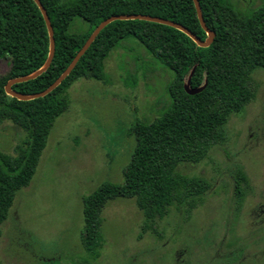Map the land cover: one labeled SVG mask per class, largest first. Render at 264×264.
I'll return each instance as SVG.
<instances>
[{"label":"rangeland","instance_id":"obj_1","mask_svg":"<svg viewBox=\"0 0 264 264\" xmlns=\"http://www.w3.org/2000/svg\"><path fill=\"white\" fill-rule=\"evenodd\" d=\"M241 12L262 0H229ZM75 18L69 32H83ZM8 70L0 59V76ZM105 82L79 79L67 90L28 186L0 224V264H264V69L251 75L254 99L231 114L224 138L197 164L177 167L204 180L190 212L171 206L152 225L133 199L101 212L102 248L92 259L80 243L81 199L102 182L122 183L135 144L128 129L151 121L168 101L172 72L134 38L104 60ZM25 132L0 122V151L13 155ZM240 174L243 178L240 179Z\"/></svg>","mask_w":264,"mask_h":264},{"label":"trees","instance_id":"obj_2","mask_svg":"<svg viewBox=\"0 0 264 264\" xmlns=\"http://www.w3.org/2000/svg\"><path fill=\"white\" fill-rule=\"evenodd\" d=\"M54 36L49 67L34 79L12 85L31 95L45 90L69 65L77 51L104 19L141 14L167 19L188 29L200 40L201 29L192 0H39ZM212 43L198 47L172 27L141 20H116L106 25L79 58L69 75L50 93L19 101L4 93L10 79L39 70L47 59L49 39L33 0H0V59L8 70L0 76V122L8 121L25 132L13 155L0 151V224L7 218L16 193L29 185L57 117L67 111V90L79 79L105 82L104 60L123 40L136 39L147 54L172 72L166 86L168 101L151 121H137L128 129L134 136L122 183L102 182L81 199L83 226L80 243L96 259L102 248L101 212L113 199H133L152 225L171 206L188 213L208 185L198 177L182 175L180 164H197L224 138V126L255 96L251 75L264 69V0L247 12L229 0H198ZM77 18L83 32H69ZM192 72V74H191ZM205 88L195 95L183 90ZM240 179L243 175L240 174Z\"/></svg>","mask_w":264,"mask_h":264},{"label":"water","instance_id":"obj_3","mask_svg":"<svg viewBox=\"0 0 264 264\" xmlns=\"http://www.w3.org/2000/svg\"><path fill=\"white\" fill-rule=\"evenodd\" d=\"M33 2L36 4L37 8L39 9L41 16L43 18L45 27L47 29L48 39H49V51H48V56H47L46 61L44 62L43 66L39 70H37L36 72L32 73L31 75H28L25 77L10 79L4 85V93L7 96L15 98L19 101H29V100H32L35 98H40V97L47 95L53 89H55L69 75V73L72 71V69L75 67L76 63L78 62L79 58L85 53V51L88 49L90 44L96 38L98 33L106 25H108L109 23L116 21V20H141V21H147V22L157 23V24H161V25H166V26H169V27H172L174 29L181 31L182 33L187 35L198 47H202V48L208 47L214 39V33L206 27V25L203 21L198 0H192V3L194 5V9L196 12V16H197L199 25L206 35V38L204 40H200L196 35L191 33L188 29L181 26L180 24L175 23V22L170 21V20H167V19L152 17L149 15H141V14L113 15V16H110V17L104 19L102 22H100L94 28L92 33L89 35V37L86 39V41L80 47V49L77 51V53L75 54V56L73 57V59L71 60L69 65L55 79V81H53V83L51 85H49L45 90H43L39 93H35V94H31V95H25V94H21V93L13 91L11 89L12 85L34 79L35 77L39 76L42 72H44L49 67V65L51 63V60H52V57L54 54V45H55L52 26L50 24L46 10L43 8V6L41 5L39 0H33ZM191 74H192V72H191ZM191 74L189 75L186 83L183 85V90L187 95H195L197 93H200L205 88V84H203L202 86H200L198 88L189 87V79H190Z\"/></svg>","mask_w":264,"mask_h":264}]
</instances>
